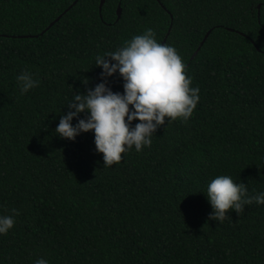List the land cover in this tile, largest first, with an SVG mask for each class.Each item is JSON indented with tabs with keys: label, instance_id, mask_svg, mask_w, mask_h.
Segmentation results:
<instances>
[{
	"label": "trees",
	"instance_id": "trees-1",
	"mask_svg": "<svg viewBox=\"0 0 264 264\" xmlns=\"http://www.w3.org/2000/svg\"><path fill=\"white\" fill-rule=\"evenodd\" d=\"M99 1L0 0V214L19 210L0 264H264V204L217 221L205 194L222 174L264 190V0ZM148 27L199 100L105 167L91 130L54 128L103 79L95 55ZM21 70L39 80L24 94ZM106 83L123 91L118 72Z\"/></svg>",
	"mask_w": 264,
	"mask_h": 264
},
{
	"label": "clouds",
	"instance_id": "clouds-1",
	"mask_svg": "<svg viewBox=\"0 0 264 264\" xmlns=\"http://www.w3.org/2000/svg\"><path fill=\"white\" fill-rule=\"evenodd\" d=\"M94 61L103 79L72 96L66 103L68 111L59 117L54 130L68 139L91 130L95 150L102 153L105 167L119 162L122 153L133 146L137 152L150 146L152 135L165 119L186 121L199 100V87L191 86L192 78L186 75L175 47L155 39L150 27L126 39L114 51L97 53ZM117 72L123 81L122 92L113 91L106 83L107 77ZM15 78L21 94L39 83L27 70H21ZM80 113L85 116L80 117ZM134 119L137 122L132 124ZM205 194L212 209L209 218L217 221H223L229 209L239 214L253 201L264 204V190L249 195L247 185L235 182L230 175L212 178ZM10 212L19 214L16 208ZM13 214H0V235L13 227ZM33 264H48V260L40 257Z\"/></svg>",
	"mask_w": 264,
	"mask_h": 264
},
{
	"label": "water",
	"instance_id": "water-1",
	"mask_svg": "<svg viewBox=\"0 0 264 264\" xmlns=\"http://www.w3.org/2000/svg\"><path fill=\"white\" fill-rule=\"evenodd\" d=\"M104 1H105V0H100V1H99V5H98V10H99V12H100V10H101V8H102V5H103ZM120 13H121V8H120L119 3H118V6H117V8H116V15H117V18H119ZM57 18H58V17H57ZM57 18H56L55 20H57ZM208 31H209V30H208ZM208 31H207V32H208ZM162 43H165V40H163Z\"/></svg>",
	"mask_w": 264,
	"mask_h": 264
}]
</instances>
